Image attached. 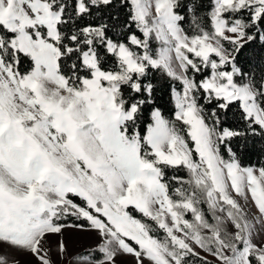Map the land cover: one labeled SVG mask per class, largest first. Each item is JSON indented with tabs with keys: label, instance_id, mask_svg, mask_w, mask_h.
Masks as SVG:
<instances>
[{
	"label": "snow or ice",
	"instance_id": "1",
	"mask_svg": "<svg viewBox=\"0 0 264 264\" xmlns=\"http://www.w3.org/2000/svg\"><path fill=\"white\" fill-rule=\"evenodd\" d=\"M0 264H264V0H0Z\"/></svg>",
	"mask_w": 264,
	"mask_h": 264
}]
</instances>
